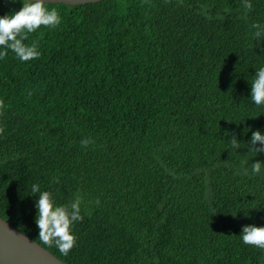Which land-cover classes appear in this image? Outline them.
Instances as JSON below:
<instances>
[{
    "label": "trees",
    "instance_id": "trees-1",
    "mask_svg": "<svg viewBox=\"0 0 264 264\" xmlns=\"http://www.w3.org/2000/svg\"><path fill=\"white\" fill-rule=\"evenodd\" d=\"M250 2H45L61 22L27 33L39 57L0 48V217L64 264H264L241 237L264 227V0ZM22 6L0 0V17ZM33 184L58 206L81 197L67 255L38 238Z\"/></svg>",
    "mask_w": 264,
    "mask_h": 264
},
{
    "label": "clouds",
    "instance_id": "clouds-1",
    "mask_svg": "<svg viewBox=\"0 0 264 264\" xmlns=\"http://www.w3.org/2000/svg\"><path fill=\"white\" fill-rule=\"evenodd\" d=\"M244 7L251 11L252 3L250 0H243ZM61 22L59 13L55 10H48L45 7V0H23L22 8L14 14L0 17V48L10 49L21 61H29L39 57L37 44L33 42L27 45V33H33L41 26L57 27ZM261 24H253L256 30V39L260 37ZM19 37V38H18ZM6 52H0V57L5 56ZM251 100L256 105H264V68L256 71L255 79L251 82ZM0 101V108H3ZM3 129L0 128V133ZM230 142L234 147H238L239 141L233 133ZM93 143L91 138L81 141L82 146L87 147ZM251 150L255 153H264V135L259 130L254 131L250 140ZM259 145L260 147H256ZM264 163L257 161L252 164L251 175H259L261 166ZM245 175H249L247 169ZM58 182V181H53ZM31 191L33 194L39 193L35 202L37 215L35 223L39 229L38 238L46 245L58 248L67 255L76 245V237L72 234V226L76 222L83 220L81 215V197L77 196L70 206L56 205L50 191H42L38 184H33ZM99 204V201H96ZM241 237L243 243L264 249V227L255 225H245L242 227Z\"/></svg>",
    "mask_w": 264,
    "mask_h": 264
},
{
    "label": "water",
    "instance_id": "water-1",
    "mask_svg": "<svg viewBox=\"0 0 264 264\" xmlns=\"http://www.w3.org/2000/svg\"><path fill=\"white\" fill-rule=\"evenodd\" d=\"M98 0H45L82 4ZM0 264H64L43 246L0 217Z\"/></svg>",
    "mask_w": 264,
    "mask_h": 264
}]
</instances>
